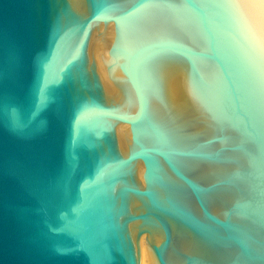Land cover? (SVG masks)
<instances>
[{"label":"water","instance_id":"1","mask_svg":"<svg viewBox=\"0 0 264 264\" xmlns=\"http://www.w3.org/2000/svg\"><path fill=\"white\" fill-rule=\"evenodd\" d=\"M0 264H264V0H0Z\"/></svg>","mask_w":264,"mask_h":264}]
</instances>
